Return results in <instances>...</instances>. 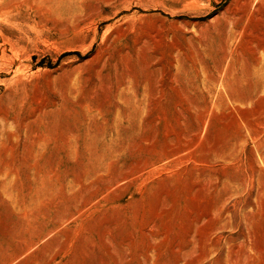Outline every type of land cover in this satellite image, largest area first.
I'll return each mask as SVG.
<instances>
[{
  "label": "rangeland",
  "instance_id": "1",
  "mask_svg": "<svg viewBox=\"0 0 264 264\" xmlns=\"http://www.w3.org/2000/svg\"><path fill=\"white\" fill-rule=\"evenodd\" d=\"M0 264H264V0H0Z\"/></svg>",
  "mask_w": 264,
  "mask_h": 264
},
{
  "label": "bare ground",
  "instance_id": "2",
  "mask_svg": "<svg viewBox=\"0 0 264 264\" xmlns=\"http://www.w3.org/2000/svg\"><path fill=\"white\" fill-rule=\"evenodd\" d=\"M15 4H16V3H15ZM22 4H23V3H22ZM22 4H21V5H22ZM15 6H16V5H15ZM22 6H23V5H22ZM6 7L8 8V6H6ZM11 8H12V7H11ZM5 9H6V8H5ZM7 14H8V13H7Z\"/></svg>",
  "mask_w": 264,
  "mask_h": 264
}]
</instances>
